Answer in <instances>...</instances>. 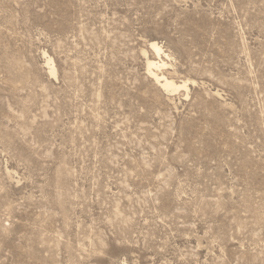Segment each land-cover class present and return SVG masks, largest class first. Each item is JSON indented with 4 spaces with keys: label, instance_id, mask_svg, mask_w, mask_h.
Returning <instances> with one entry per match:
<instances>
[{
    "label": "rangeland",
    "instance_id": "obj_1",
    "mask_svg": "<svg viewBox=\"0 0 264 264\" xmlns=\"http://www.w3.org/2000/svg\"><path fill=\"white\" fill-rule=\"evenodd\" d=\"M0 264H264V0H0Z\"/></svg>",
    "mask_w": 264,
    "mask_h": 264
},
{
    "label": "bare ground",
    "instance_id": "obj_2",
    "mask_svg": "<svg viewBox=\"0 0 264 264\" xmlns=\"http://www.w3.org/2000/svg\"><path fill=\"white\" fill-rule=\"evenodd\" d=\"M150 46L154 50L158 60H152L148 58L146 60V67L148 73L154 77L155 81L159 84V86L164 90H166L167 92H174L179 88H186L187 87L186 81L177 83L173 79H169L163 74L157 73V70H161L163 67L166 66V62L161 59V53H163L161 47L155 41H151ZM46 63L50 65L51 64L50 59H47ZM52 68L53 67H51V70Z\"/></svg>",
    "mask_w": 264,
    "mask_h": 264
}]
</instances>
